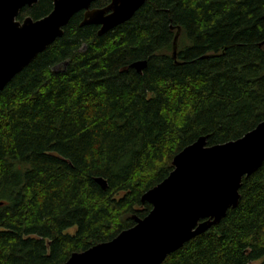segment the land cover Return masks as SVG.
Wrapping results in <instances>:
<instances>
[{
	"label": "trees",
	"instance_id": "obj_1",
	"mask_svg": "<svg viewBox=\"0 0 264 264\" xmlns=\"http://www.w3.org/2000/svg\"><path fill=\"white\" fill-rule=\"evenodd\" d=\"M51 9L38 0L17 19ZM80 21L0 90V264H58L113 239L184 147L264 119V0H145L101 35ZM239 194L161 264H264V161Z\"/></svg>",
	"mask_w": 264,
	"mask_h": 264
},
{
	"label": "water",
	"instance_id": "obj_2",
	"mask_svg": "<svg viewBox=\"0 0 264 264\" xmlns=\"http://www.w3.org/2000/svg\"><path fill=\"white\" fill-rule=\"evenodd\" d=\"M51 1L47 15L19 21L20 10L38 0H0V90L63 34L75 13L83 10L80 25H99L101 35L129 20L145 2L110 0L102 8H91L95 0ZM131 66L140 72L146 60ZM206 138L199 137L174 155L169 174L142 194L141 201L151 205L144 217L134 216L135 224L113 239L73 252L58 264H161L168 254L218 223L237 206L242 178L264 161V119L235 140L207 145ZM95 181L106 188L103 178Z\"/></svg>",
	"mask_w": 264,
	"mask_h": 264
},
{
	"label": "flooded vegetation",
	"instance_id": "obj_3",
	"mask_svg": "<svg viewBox=\"0 0 264 264\" xmlns=\"http://www.w3.org/2000/svg\"><path fill=\"white\" fill-rule=\"evenodd\" d=\"M96 1V0H95ZM94 2V1H93ZM93 2L91 3V8H102V7H104V6H106L109 2H110V0H108L104 5H102V6H98V7H96V6H92V4H93ZM83 10H81V11H79V13H81V20H82V18H83ZM26 16H29V15H26ZM25 16V17H26ZM18 17V16H17ZM16 17V18H17ZM19 20V19H18ZM19 21H21V20H19ZM89 25H94V24H89ZM95 26H97L98 27V29H99V25H95Z\"/></svg>",
	"mask_w": 264,
	"mask_h": 264
},
{
	"label": "rangeland",
	"instance_id": "obj_4",
	"mask_svg": "<svg viewBox=\"0 0 264 264\" xmlns=\"http://www.w3.org/2000/svg\"><path fill=\"white\" fill-rule=\"evenodd\" d=\"M250 264H255V263L252 262V263H250Z\"/></svg>",
	"mask_w": 264,
	"mask_h": 264
}]
</instances>
